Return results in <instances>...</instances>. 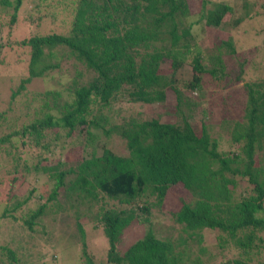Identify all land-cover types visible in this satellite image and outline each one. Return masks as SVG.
I'll return each mask as SVG.
<instances>
[{"label":"trees","instance_id":"obj_1","mask_svg":"<svg viewBox=\"0 0 264 264\" xmlns=\"http://www.w3.org/2000/svg\"><path fill=\"white\" fill-rule=\"evenodd\" d=\"M48 1L36 0V4L47 6ZM22 2L0 0V15L6 16L10 27L16 22ZM209 3L200 1L198 19L192 24L187 21L191 16L188 0H54L53 7H70L68 31L35 35L18 43L29 49L27 76L12 94L10 106L19 95L28 98L25 86L33 79L46 78L60 68L62 61L73 59L74 73L65 89L66 97L56 90L30 93L32 101L42 104L35 110L38 117L0 136V147L13 155V165L6 170L11 194L0 213V232L8 230L11 245L21 238L19 223L24 225L23 232H32L46 215H57L65 209L57 202L58 193L64 190L66 199H81L82 204L86 200L90 210L98 202V194L119 205L117 209L103 205L91 212L108 241L106 264H207L210 254H206L201 234L204 230L219 231V250L231 246L240 256L221 264H252L253 260V264H264V80L242 85V115L226 108L222 111L225 117L219 125L227 133L229 149L219 150V138L210 133L205 111L199 130L190 122L192 110L198 105L193 93L201 92L206 78L215 80L216 87L220 82L225 86L229 82L225 62H233L230 59L237 53L231 37L204 53L195 51L193 25L204 21V26L222 30L228 24L225 19L233 17L229 22L236 27L245 18H254L257 3L241 0L239 11L225 2L207 10ZM1 29L0 24V66L2 54L10 46L9 39L2 38ZM187 62L191 78L181 82L184 91H180L175 74ZM163 66L171 72H162ZM244 73V63H239L237 82ZM168 91L175 101L172 109L180 118L177 122L145 120L141 113L121 117V122L108 127L106 119L94 114L96 108L109 107L121 96L130 103L163 104ZM234 96L233 92L222 96L220 104H227ZM6 113H0V119L5 120ZM90 129H101L107 138H120L124 152L103 147L100 156L92 153L87 158L80 153V146L73 145L67 158L81 156L75 166L59 170L66 163L57 159L55 165L39 160L32 167L52 178L46 198L36 187L20 195L12 193L20 178L17 166L22 165L26 172L30 168L18 151V141L21 147L32 144L53 154V146L63 149L61 140L74 143ZM237 178L246 180L247 189L236 195ZM176 185H181L191 198L183 199L172 214L186 238H158L148 226L142 238L123 252L118 249L124 231L139 220L149 221L150 209H160L169 189ZM35 201L36 205H31ZM78 226L81 259L84 264H94L83 240L84 230ZM188 242L198 249L193 258ZM0 252L6 254L9 264H25L8 246L0 245Z\"/></svg>","mask_w":264,"mask_h":264},{"label":"rangeland","instance_id":"obj_2","mask_svg":"<svg viewBox=\"0 0 264 264\" xmlns=\"http://www.w3.org/2000/svg\"><path fill=\"white\" fill-rule=\"evenodd\" d=\"M191 11V16L188 18V23H194L198 19L200 12L201 0H188ZM210 3L206 6L210 10L214 4L219 2L229 3L234 5L235 11L241 10V0H208ZM59 0H55V3ZM250 3H257L256 10L253 12L254 18H245L238 26L233 27L229 20H234L233 17H227V27L218 30L204 26V21L201 24H194L192 27V34L195 39V51L204 53L206 49H213L221 40H227L229 37L234 40L237 48V53L231 57V61H226L225 65L228 69L229 82L223 86L219 83V87L215 86L216 81L211 78H206L203 89L193 95V98L198 103L192 110L193 119L190 122L196 129H200V122L202 113L205 119H209L211 134L213 137L219 138V150L225 151L229 149L230 144L227 140L226 131H223L219 125L221 117H225L224 108L230 112L235 111L242 115V107L245 104V96H243L241 87L244 83L254 81L257 79L264 80V0H249ZM54 0H49L46 5L36 4V0H23L22 5L18 11L17 19L14 25L10 27L7 25L6 16L0 15V24L3 30L2 38L9 39L10 46L5 48L2 57V65L0 66V113L7 112L4 115L5 120L0 119V136L9 133L13 130L21 129V124L29 123L35 117V110H39L40 102L32 101V93H42L45 91H60L64 97L67 95L65 89L73 79L74 60H65L60 64V68L52 71L46 78L33 79L32 82L25 86V93L27 91L28 98L19 95L13 104L10 106L12 94L17 90L19 82L22 78L27 76V58L29 49L27 46H20L18 43L24 39L35 35H47L50 33L65 34L69 29V21L71 20L70 7L58 8L57 5L53 7ZM38 5L40 10L37 11L35 7ZM52 5V6H51ZM11 13V12H10ZM262 13V14H261ZM239 14V13H238ZM236 14V15H238ZM38 16H42L37 19ZM259 16V17H258ZM225 24V23H224ZM39 25V26H38ZM12 42V43H11ZM239 63H244V74L242 79L237 82L235 73L238 72ZM162 72L169 74L171 69L163 66ZM178 82V89L184 91L182 81H187L191 78V69L188 62L176 72ZM226 80V79H225ZM219 93H218V92ZM233 92L235 96L231 98L227 104H220V98L225 97L228 93ZM31 93V94H30ZM222 94V95H221ZM198 96V97H197ZM167 100L163 104L146 105L140 103H130L123 96L109 107L97 108L94 114L97 118L106 119L108 127L112 123L121 122V117L130 118L137 114L143 115V119L150 120L158 118L163 122H177L180 118L177 113L173 111L175 101L170 91L167 92ZM191 99V100H193ZM29 107V109H28ZM16 114V117L15 115ZM42 116L40 113L39 117ZM15 117V118H14ZM209 117V118H207ZM14 118V120H12ZM100 120V119H98ZM102 123V122H101ZM18 151L22 152L23 158L29 162V171H24L22 165L17 166V175L20 177L14 187L13 194L20 195L29 191L30 188L36 187L37 192H41L44 198L52 188V178L45 175L43 172H35L34 167L37 161H42L46 165L57 164V159L61 163H66V166L59 167V170H66L76 165L80 159L69 155L72 146H80L81 154L84 157H89L90 154L95 153L100 156L103 147L115 153L124 152V142L113 136L107 138L102 134L101 129H90L89 134L85 133L79 138V141L71 143L70 140H61L60 144L63 149L54 146L52 148L53 154H50L46 149H41L39 146L26 145L20 146L18 141ZM8 146V145H7ZM12 154H6L4 149L0 147V213L4 209L5 201L9 194H11L9 179L6 175V170L11 169L13 162L11 160ZM40 156V158H39ZM47 158L46 160H42ZM262 159L264 162V150L262 151ZM15 164V163H14ZM43 173V174H42ZM246 180L237 178L236 195L242 190L247 189ZM39 195V194H38ZM98 202L95 203L90 210V203L86 200L84 204L81 199L77 202L70 201L65 198V191L60 190L57 196V202L64 206L63 211H59L57 215H46L32 232L25 229L23 232L22 223H19L18 230L21 232V238L17 239V243L10 244L9 232L7 229L0 232V245L8 248L25 261V264H84L81 259L82 244L78 232V224L84 230V242L88 245L90 254L93 255L94 264H106V251L108 249V241L104 235L103 229L99 222L95 219V212L101 206L110 209H117L119 205L111 200H108L102 194H98ZM185 199L190 201L191 198L187 196L186 191L181 185L173 186L169 189L168 194L164 200L163 206L160 209L151 208V215L149 221L142 223L140 220L128 227L123 235L122 241L118 246L122 252L125 251L131 244L145 235L146 229L151 227L152 231L158 238H170L172 241H178L179 237L186 238L182 232L181 227L173 222L172 214L175 213L181 206V201ZM35 200V199H34ZM33 200V201H34ZM46 201V200H44ZM82 201V202H83ZM36 205V201L31 204ZM70 205H73L71 207ZM31 207H29V210ZM34 206L32 210H35ZM52 211V210H51ZM54 212V211H52ZM77 226V227H76ZM203 242L206 249V254H210V259L207 264H221L226 261L239 259V254L232 250L231 246L219 250L218 236L219 231H202ZM20 242V246L18 245ZM189 248L192 252V258L198 255V249L194 243H189ZM20 247V248H18ZM18 248V249H17ZM211 256L213 257L211 259ZM259 259V258H258ZM256 263V261L251 262ZM0 264H9L6 254L0 252Z\"/></svg>","mask_w":264,"mask_h":264}]
</instances>
